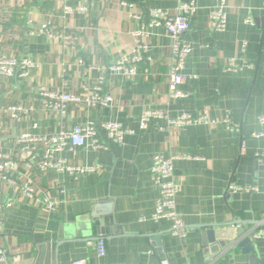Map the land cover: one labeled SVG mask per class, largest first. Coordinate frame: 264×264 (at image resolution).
Here are the masks:
<instances>
[{
	"label": "crops",
	"instance_id": "crops-1",
	"mask_svg": "<svg viewBox=\"0 0 264 264\" xmlns=\"http://www.w3.org/2000/svg\"><path fill=\"white\" fill-rule=\"evenodd\" d=\"M182 1L0 0V57L36 64L28 78L0 79V151L15 156L16 139L26 131L50 135L77 125H93L106 144L97 150L67 147L60 155L67 165L99 167L77 179L41 171L42 148L32 168L19 163L16 177L29 180L55 210L20 200L16 188L0 181V202L14 201L1 211L0 250L6 254L0 264H251L250 255L235 245L211 252L215 244H203L202 232L238 220L245 226L234 228L244 227L251 237L264 231V164L255 159L264 152V137L253 136L264 115V0H228L223 32L209 24L221 0H194L197 11L186 35L193 50L181 86L188 97L172 100V40L164 27L150 26L148 14L157 9L176 14ZM65 6H86L88 12L64 15ZM138 43L147 50L136 78L107 71L133 54ZM233 63L237 70H230ZM101 78L107 106L82 101L65 113L46 107L44 94L91 99ZM10 106L30 112L12 120ZM149 109L172 119L207 115L215 123L176 127L157 121L142 130L141 118ZM227 116L230 125L224 122ZM107 122L132 132L124 145L107 139ZM33 124L39 128L32 130ZM159 154L175 158L177 213L185 238L172 233L170 221L152 220L159 196L152 167ZM100 240L107 247L104 257L97 250ZM253 240L264 258V238Z\"/></svg>",
	"mask_w": 264,
	"mask_h": 264
},
{
	"label": "built area",
	"instance_id": "built-area-1",
	"mask_svg": "<svg viewBox=\"0 0 264 264\" xmlns=\"http://www.w3.org/2000/svg\"><path fill=\"white\" fill-rule=\"evenodd\" d=\"M131 7H134L131 5ZM228 0H221L219 5L211 10L209 15V24L215 32H223L226 30L228 18ZM197 6L194 0H183L176 14L165 10H152L148 14L150 26H162L166 30L167 35L171 38V62L168 73L169 82V97L172 100L185 99L188 97L181 90V86L188 79L184 74L185 63L193 50V45L186 39V35L190 31L191 18L195 15ZM88 7L79 6L71 7L65 6L63 8L64 15H71L73 13L87 14ZM137 17V16H135ZM252 26L255 22L252 18L247 20ZM3 22H0V32L3 30ZM46 31V26H43L42 31ZM144 35L143 33L137 34L138 37ZM244 44L243 47H245ZM147 46L139 44L137 49L128 56H123L119 61L114 63L107 70L109 73L123 76L124 78L132 79L138 76V65L145 60V53ZM82 63V62H81ZM36 67L35 62L27 58H14V57H0V79H11L19 77L21 79L28 78L31 70ZM237 66L233 63L230 70H237ZM104 84V78L98 83L95 95L90 99L83 100L73 94L57 93V94H44L49 99L48 107L51 110H59L63 113L66 112L67 107L72 103L86 102L88 104H100L107 106L110 98H103L100 93ZM9 117L12 120L20 119L27 115L30 110L23 106H10L7 108ZM157 121H164L176 127L185 126L188 124H214L207 115H202L193 118L189 115H183L178 118L172 119L162 111L158 110H145L141 118V129L147 130L151 123ZM259 124L261 130L253 136L257 138L264 137V115L260 116ZM226 124L230 125V117L227 116L224 120ZM39 128L38 124H33L32 130ZM106 132L107 139L114 141L120 145H124L125 137L131 134V131L125 130L120 124L116 122H107L103 125ZM0 126V130H1ZM16 143L19 145V151L15 156L4 154L0 151V181L5 185H10L20 192V200H28L34 205H44L49 210H55L56 205L49 202L45 196H41L36 187L27 179H18L19 163L27 162V168H32V162L37 160V151L43 149L44 153L42 158L38 159V168L46 172L48 170H57L59 172L67 173L74 178H79L87 173L97 172L98 166H72L67 165L60 155L70 147L75 150L78 147L89 145L93 149H101L106 146L101 142L97 136V130L93 125H77L71 130H63L55 134H40L31 131H26L18 136ZM255 159L257 162L264 164V152L256 153ZM174 160L172 157H165L161 154L156 155L153 159L152 171L155 174L156 181L159 187V196L156 201L155 211L152 215V220L160 222L167 220L172 223V233L179 237L185 238L187 235L186 226L183 220L177 213L178 194L179 190L175 181V168ZM233 190L238 188L232 187ZM255 189V188H253ZM14 201L7 200L4 203L0 202V230L3 227V220L1 211L11 208ZM253 239L264 238V231H260L252 236ZM97 250L100 256H106L107 247L104 240L97 243ZM5 250H0V262H5ZM73 264H86L85 260H76ZM161 264H169L167 260H163Z\"/></svg>",
	"mask_w": 264,
	"mask_h": 264
},
{
	"label": "water",
	"instance_id": "water-1",
	"mask_svg": "<svg viewBox=\"0 0 264 264\" xmlns=\"http://www.w3.org/2000/svg\"><path fill=\"white\" fill-rule=\"evenodd\" d=\"M242 225L243 222L236 221L227 224L226 227L219 230H210L202 232L203 244L211 243L215 244L211 252L219 251L223 247L235 245L242 249L244 254L250 255L251 264H264V258L260 255L255 241L252 239L245 228H234V226ZM219 243L217 244V242ZM236 243V244H233Z\"/></svg>",
	"mask_w": 264,
	"mask_h": 264
}]
</instances>
